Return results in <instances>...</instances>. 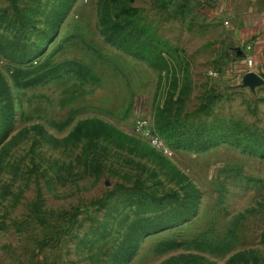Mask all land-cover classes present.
Returning a JSON list of instances; mask_svg holds the SVG:
<instances>
[{"label": "rangeland", "instance_id": "rangeland-1", "mask_svg": "<svg viewBox=\"0 0 264 264\" xmlns=\"http://www.w3.org/2000/svg\"><path fill=\"white\" fill-rule=\"evenodd\" d=\"M104 3L155 66L104 38ZM197 7L0 0V264H264V152L196 146L228 125L264 143V94L232 76Z\"/></svg>", "mask_w": 264, "mask_h": 264}, {"label": "crops", "instance_id": "crops-1", "mask_svg": "<svg viewBox=\"0 0 264 264\" xmlns=\"http://www.w3.org/2000/svg\"><path fill=\"white\" fill-rule=\"evenodd\" d=\"M195 11L198 28L216 41L217 50L229 52L230 72L247 89L264 94V0H196ZM196 26V27H197ZM245 45H250L246 50ZM234 48L253 60L250 66L244 57L236 56ZM253 75L263 81L251 88L243 85L246 77Z\"/></svg>", "mask_w": 264, "mask_h": 264}, {"label": "trees", "instance_id": "trees-1", "mask_svg": "<svg viewBox=\"0 0 264 264\" xmlns=\"http://www.w3.org/2000/svg\"><path fill=\"white\" fill-rule=\"evenodd\" d=\"M108 4L104 3L102 4V6L100 7V12H99V24L101 27V32L104 35V38L110 42L112 45H115L117 47H121L125 52L132 54L133 56L140 58V59H145L147 60V62L151 65V66H155V61H157L158 57L160 56V53L158 52H150L148 49L144 50V52L142 53L140 51L141 48V44L138 43V45H136V47L134 49L130 48V45L127 46H123L122 42H121V33L120 31L116 28V26L114 25L115 22H113V16L112 14H110V11L108 10ZM34 63H36V61H34ZM159 108H156V111H158ZM160 114H155V117H159ZM229 124H231V122H229ZM233 126L234 125H244L241 124V122L237 121L232 123ZM228 126H216L215 128H210L209 129V134H210V138L208 140V142H204L203 140V135L200 134L199 137V142L198 144H196V146H205L206 143H218L219 141H221L222 139H226V138H232V141H234L236 144H241V146H243L244 148L250 150V151H254L257 153H263L264 152V143L262 142V140H250L248 139L247 141H241L240 139V130L238 128H234L232 129L231 127ZM246 129H248L245 126ZM249 132V130H248ZM195 142L197 143V141L195 140ZM192 209L189 210V212H191ZM189 212L185 213L183 216H179V219H183L186 218L189 215ZM174 222V220H167L165 222L166 225L172 224ZM158 227L153 226L151 228H149V230H153L156 229Z\"/></svg>", "mask_w": 264, "mask_h": 264}, {"label": "built area", "instance_id": "built-area-1", "mask_svg": "<svg viewBox=\"0 0 264 264\" xmlns=\"http://www.w3.org/2000/svg\"><path fill=\"white\" fill-rule=\"evenodd\" d=\"M245 49L246 50H249L250 49V45H245ZM234 54L236 56H242L244 57V59L246 60V63L248 65H252L253 64V60L249 57H246L244 54H243V51L241 48H234L233 50ZM212 75H216V72H212L211 73ZM145 123L144 122H138L137 125H136V129L139 131V132H142V134L146 137L149 145L157 150L158 152H160L161 154L163 155H166V156H169L172 151L171 149L169 148V146H167V144L164 142L163 139H161L158 135L156 134H150L149 131L145 130L143 128V125Z\"/></svg>", "mask_w": 264, "mask_h": 264}, {"label": "water", "instance_id": "water-1", "mask_svg": "<svg viewBox=\"0 0 264 264\" xmlns=\"http://www.w3.org/2000/svg\"><path fill=\"white\" fill-rule=\"evenodd\" d=\"M243 85H248L251 88H254L255 86H258L260 84L263 83V81L259 78H257L256 76L250 75L248 77L245 78Z\"/></svg>", "mask_w": 264, "mask_h": 264}]
</instances>
